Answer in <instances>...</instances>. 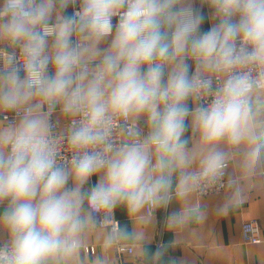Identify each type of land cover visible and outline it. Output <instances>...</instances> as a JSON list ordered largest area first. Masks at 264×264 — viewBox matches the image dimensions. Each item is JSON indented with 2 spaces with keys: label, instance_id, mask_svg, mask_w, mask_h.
Returning <instances> with one entry per match:
<instances>
[{
  "label": "clouds",
  "instance_id": "obj_1",
  "mask_svg": "<svg viewBox=\"0 0 264 264\" xmlns=\"http://www.w3.org/2000/svg\"><path fill=\"white\" fill-rule=\"evenodd\" d=\"M258 182L264 0H0V264H177Z\"/></svg>",
  "mask_w": 264,
  "mask_h": 264
},
{
  "label": "crops",
  "instance_id": "obj_2",
  "mask_svg": "<svg viewBox=\"0 0 264 264\" xmlns=\"http://www.w3.org/2000/svg\"><path fill=\"white\" fill-rule=\"evenodd\" d=\"M220 196L206 198L207 217L198 225L183 233L177 246L169 250V256L177 264H264V182L248 186L240 204L231 208L227 215H218ZM126 223L123 213H118ZM161 220L163 213L160 214ZM256 220L261 234L258 243H246L243 224ZM171 232H162L157 240L170 242ZM154 250V249H153Z\"/></svg>",
  "mask_w": 264,
  "mask_h": 264
},
{
  "label": "built area",
  "instance_id": "obj_3",
  "mask_svg": "<svg viewBox=\"0 0 264 264\" xmlns=\"http://www.w3.org/2000/svg\"><path fill=\"white\" fill-rule=\"evenodd\" d=\"M251 228L252 230H248ZM243 237L246 243H258L261 241L260 228L256 220H247L243 224Z\"/></svg>",
  "mask_w": 264,
  "mask_h": 264
}]
</instances>
